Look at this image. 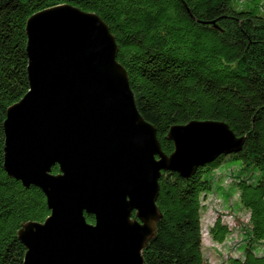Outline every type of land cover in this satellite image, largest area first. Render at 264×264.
<instances>
[{
	"label": "trees",
	"instance_id": "16d2710c",
	"mask_svg": "<svg viewBox=\"0 0 264 264\" xmlns=\"http://www.w3.org/2000/svg\"><path fill=\"white\" fill-rule=\"evenodd\" d=\"M233 1L0 0V264H23L18 230L50 214L40 188H26L4 169V121L29 89L26 22L60 4L95 12L109 25L137 108L166 153L174 150L170 128L190 121H223L244 137L241 150L219 155L189 177L163 172L162 216L144 248L145 264H205L203 200L217 190L215 170L226 159L240 172L224 199L237 194L249 214L239 254L228 262L264 264V0H238L237 7ZM58 171L55 165L52 172ZM86 218L94 222L93 215ZM209 232L223 243L232 229L218 217Z\"/></svg>",
	"mask_w": 264,
	"mask_h": 264
},
{
	"label": "water",
	"instance_id": "95a60500",
	"mask_svg": "<svg viewBox=\"0 0 264 264\" xmlns=\"http://www.w3.org/2000/svg\"><path fill=\"white\" fill-rule=\"evenodd\" d=\"M26 35L29 89L7 110L4 169L40 188L50 214L18 230L23 264H145L163 172L189 177L244 137L223 121H190L170 128L166 153L95 12L51 6L28 18Z\"/></svg>",
	"mask_w": 264,
	"mask_h": 264
},
{
	"label": "rangeland",
	"instance_id": "374dc122",
	"mask_svg": "<svg viewBox=\"0 0 264 264\" xmlns=\"http://www.w3.org/2000/svg\"><path fill=\"white\" fill-rule=\"evenodd\" d=\"M233 5L237 7L238 0H234ZM239 172V167L230 165L226 159L222 166L215 170V182L220 187L218 186L216 191L208 194L203 200L202 231L205 264H229L228 258L239 254L237 247L243 242V228L248 224L249 214L240 206L237 194L227 200L224 199V193L234 186ZM218 217L232 229V233L223 243L215 242L209 232ZM261 249L264 251V244ZM261 249L259 251H262Z\"/></svg>",
	"mask_w": 264,
	"mask_h": 264
},
{
	"label": "flooded vegetation",
	"instance_id": "af4514ba",
	"mask_svg": "<svg viewBox=\"0 0 264 264\" xmlns=\"http://www.w3.org/2000/svg\"><path fill=\"white\" fill-rule=\"evenodd\" d=\"M58 173V172H57Z\"/></svg>",
	"mask_w": 264,
	"mask_h": 264
}]
</instances>
